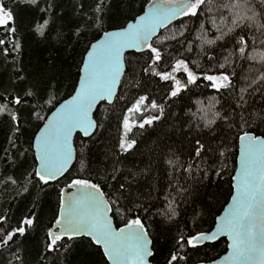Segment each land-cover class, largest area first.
Listing matches in <instances>:
<instances>
[{
	"label": "trees",
	"instance_id": "1",
	"mask_svg": "<svg viewBox=\"0 0 264 264\" xmlns=\"http://www.w3.org/2000/svg\"><path fill=\"white\" fill-rule=\"evenodd\" d=\"M97 2L40 0L37 8L29 0H9V7L13 8L15 16L12 27L16 31L14 35H6L8 29H0V39L8 41L10 53L5 56L0 51V95L11 100L31 90L37 96L55 95L60 102L70 97L79 80L87 41L95 42L102 35L88 20ZM150 2L105 0V30L118 29L125 21H131L130 18L141 14ZM252 4L255 5V11H261L259 0H252ZM203 19L183 18V28L178 20L160 35L168 36L186 30V35L191 33L190 39H194ZM45 20L48 24L43 28L44 35H41L37 29ZM206 28L209 29V39L220 35L210 23L206 24ZM78 30L86 33V39L83 35H76ZM248 35L255 36L256 53H264V44L260 43L264 35L254 28L248 30ZM199 43L196 41L193 51L185 55L195 61H190V67L201 79L197 84L188 85L189 90L175 99L169 95L171 82L142 73L147 55L127 54L126 73L115 102L112 105L105 102L98 107L95 120L102 126L96 129L91 138L76 136V161L59 183L33 187L23 179L17 185L3 182L4 177L22 178L31 171L34 149L25 150L34 139V125L38 123L34 116L29 119L26 105L9 104L8 111L19 116L20 131L15 132L10 116L0 115V215L8 217L5 228H15L18 221L29 213L34 214L36 222L27 229L26 235L15 237L8 247H0V264H102V260L106 259L102 258L101 249L90 245L86 238L75 241L65 239L59 242L64 247L53 251L48 248L46 234L58 211L59 192L66 186L68 176L98 182L105 193L113 196L116 195L114 189L120 184L130 185L125 196L145 209L139 215L152 239L155 253L152 260L156 264H167L172 252L184 257L178 264L208 262L226 252L227 242L224 239L195 248L185 244L180 250H177L176 241L180 235L187 238L212 229L215 219L231 198L232 177L237 167L239 149L235 125L240 123L241 114L264 110V89L253 91L249 88L247 93H243L247 104L244 105L246 111L242 112L241 107H238L242 103L241 89L258 76L259 71H264V64L233 58L235 62L229 63L226 71L232 75L234 87L217 93L206 86L208 82L202 76L208 69L212 70L209 74H217L219 63L224 62V56L232 49L231 40L226 37L214 46L205 45L204 52L195 46ZM14 44H19V49H14ZM224 44L227 47H221ZM3 47L0 45V49ZM176 48L179 51L169 49L164 53L165 63L160 66L161 70H170L168 64L173 62L171 58L184 53V48L178 44ZM208 56H215L217 60L209 61ZM179 78L186 80L182 74ZM141 95L155 100L164 109L163 115L143 129L134 126L125 135V115L130 118L132 125H138L143 118L157 114L150 108L144 109L143 117L140 113L127 112V108ZM210 100L215 108H209ZM198 101H203L202 107L207 114L198 111L201 107ZM36 102L34 98L27 99L28 104L34 105ZM52 111L46 106L42 115L48 117ZM215 112H219L222 118H216ZM211 119H215L216 123L205 127V121ZM39 123L42 127L43 123ZM256 131L264 133V126L256 128ZM131 140L136 141L135 146L124 151L120 147L121 142ZM10 141H14L15 147ZM200 145L204 146V150L200 156H196ZM220 152H226V155L220 156ZM170 160L175 166L169 163ZM24 187L28 191H24ZM120 202L126 201L121 199ZM169 208L176 213L171 219ZM113 219L118 228L124 226V217L117 214Z\"/></svg>",
	"mask_w": 264,
	"mask_h": 264
},
{
	"label": "snow or ice",
	"instance_id": "2",
	"mask_svg": "<svg viewBox=\"0 0 264 264\" xmlns=\"http://www.w3.org/2000/svg\"><path fill=\"white\" fill-rule=\"evenodd\" d=\"M29 2L39 8L40 0H29ZM259 3L260 12L255 11L252 0H151L147 3V11L144 15L137 14L130 18L132 22L125 21L124 25H120L119 30L108 31L104 27L105 0H98L93 15L89 16L88 20L98 33L102 32V36L96 39L95 43L87 41L86 56L82 60L83 75L79 80V88L75 90V95L70 100L61 103L55 95L37 96L31 90L26 91L23 96L18 94L11 100L5 95H0V101H3L0 103V115L10 116L14 122L15 132L20 131L19 116L15 112L8 111L9 104L26 105L29 109V119L34 116L38 121L34 125L36 128L34 139L29 142V148L25 150L27 152L33 147L35 149L31 171L26 172L22 178L4 177L3 182L6 185H17L23 179L33 187L49 186L51 183H59L61 178L65 177L74 157L72 137L78 132L83 137L90 138L96 129L102 126L90 113L93 107L102 101H107L109 104L113 102L125 72L124 54L128 50L147 55L148 60L141 69L142 73L171 82L169 95L175 99L189 90L188 85L197 84L201 79L190 67L191 57L186 56L185 53L193 51L196 41L200 43L195 46L200 52H204L205 45L214 46L218 41L228 37L232 49L227 56H224V62L219 63L217 74H209L212 70L208 69L202 79L208 82L206 86L215 89L217 93L232 89L234 87L232 75L226 71V67L229 63L235 62L233 58L250 61L253 64H264V53L255 51V36L248 35L250 28L264 35V0H259ZM40 10L46 11V9ZM141 10L143 11V8ZM202 17L204 19L200 22L194 39H190L191 33L186 35V30L173 32L168 36H158L161 29H168V25L176 20H179L183 28V18L189 20L195 18L201 21ZM14 23V10L9 7V0H0V29L6 28L8 29L6 35L9 33L14 35L16 31L12 27ZM208 23L215 32L220 33L214 39L208 38L209 29L206 28ZM47 24L48 21L45 20L44 24L38 27L37 30L41 35H44L43 28ZM76 35L78 37L83 35L86 39V33L80 30ZM171 41L175 43H167ZM7 43V40L0 39V45L4 46L0 51H3L5 56L10 54ZM260 43L264 44V40ZM177 44L180 48H184V53L171 58L173 62L168 64L170 70H161L160 66L165 63L164 53L169 49L179 51L176 48ZM19 47V44L13 45L14 49ZM221 47H227V44ZM207 59L215 61L217 57L208 56ZM180 74L186 76V80L182 81L179 78ZM249 88L253 91L264 89V71H259L258 76L241 89L242 103L238 107H241L242 112L246 111L244 105L247 104L243 93H247ZM28 98H34L36 104H28ZM197 103L201 105L198 111H205L207 114L202 107L203 101ZM57 104L59 107L56 106ZM46 106L49 111L55 109L51 117L42 115ZM146 108L156 111L157 114L143 118L138 125H132L130 118L125 115L123 118L125 135L131 132L134 126L143 129L146 125H152L164 112L155 100L145 95L139 96L127 108V112L140 113L143 117ZM209 108H215L212 100L209 101ZM214 115L216 118H222L219 112H215ZM239 120L240 123L235 125L238 129L239 168L232 177L235 181L232 184L235 190L231 196L232 203L223 217L218 216L215 219L214 229L189 235L187 238L180 235L176 241L177 250L182 249L185 244L195 248L202 242H214L221 236H227L230 241L228 248L231 251L223 257L225 264H264V133L256 131V128L264 126V110L248 115L241 114ZM39 122L43 123L42 127ZM215 123V119L206 120L204 126L210 127ZM10 143L15 147L14 141ZM135 143V140L122 141L120 147L128 151L135 146ZM203 150L204 146L200 145L196 150V156H200ZM219 155L225 156L226 152H220ZM169 163L175 166L173 161L170 160ZM129 186L120 184L114 189L116 195L113 196L111 193H105L98 182L68 176L66 186L59 192L58 211L46 234L49 250L64 247L65 245L59 242L65 239L75 241L87 237L90 245L102 249V258H106L102 260V264L108 262L150 264L149 257H154L155 253L150 247L152 240L149 238V232L139 215V212L145 209L125 196ZM69 189L74 191H68ZM24 191H28V188L24 187ZM121 199L126 202L121 203ZM169 213L170 219L176 215L175 210L171 208ZM117 214L125 218L123 227L117 228L113 225V217ZM7 221V216L0 215V247H8L14 242L15 237L26 235L27 229L33 227L36 222L33 213L18 221L15 228L10 226L5 228ZM180 259L184 257L172 252L167 264H178ZM212 264L217 262L213 260Z\"/></svg>",
	"mask_w": 264,
	"mask_h": 264
},
{
	"label": "water",
	"instance_id": "3",
	"mask_svg": "<svg viewBox=\"0 0 264 264\" xmlns=\"http://www.w3.org/2000/svg\"><path fill=\"white\" fill-rule=\"evenodd\" d=\"M147 11V6L145 7V9H144V11L141 13V14H139V15H144L145 14V12ZM178 20H176V21H174L172 24H170V25H168V28L169 27H171L173 24H175L176 22H177ZM129 22H132V20L131 21H129ZM115 30H119V28L118 29H114V30H110V31H115ZM164 30H166V29H161L160 31H159V33H158V36L160 35V33L162 32V31H164ZM102 36V35H101ZM96 42V41H95ZM95 42H93V43H95ZM130 53H136V52H134L133 50H128V51H126L125 52V54H124V65H123V67H124V69H125V72H124V75H122V77H121V82H120V85L118 86V88H117V91H116V96L115 97H113V102L111 103V104H109L107 101H102V102H100L98 105H95L94 107H93V111H92V113H90V115L92 116V118L93 119H95V114H96V111H97V109H98V107L102 104V103H107V104H109V105H112L114 102H115V100H116V97H117V95H118V93H119V89H120V86H121V83H122V80H123V78H124V76H125V73H126V56H127V54H130ZM137 54H140V53H137ZM85 56H86V54H85ZM84 56V57H85ZM82 67H83V65H81V67H80V74H79V80H80V77L83 75V73H82ZM79 80H78V83H77V86H76V89H78L79 88ZM75 89V90H76ZM73 95H75V91L73 92V94L70 96V97H68L67 99H65V100H70L71 98H72V96ZM65 100H63L61 103H63ZM57 107H59V105H57ZM55 110V109H54ZM53 110V111H54ZM52 111V112H53ZM52 112L49 114V116L48 117H51V115H52ZM43 126V125H42ZM96 132V131H95ZM95 134V133H94ZM93 134V135H94ZM77 135H81L82 137H83V135L81 134V133H74V135H73V137H72V146H73V149H74V157H73V160H72V162H71V166H70V168H69V171L71 170V168L73 167V165H74V163H75V161H76V157H77V151H76V147H75V139H76V136ZM92 135V136H93ZM91 136V137H92ZM90 137V138H91ZM83 138H85V139H87L86 137H83ZM33 149H34V147H33ZM34 153H35V149H34ZM239 168V149H238V157H237V167H236V169H238ZM67 174V173H66ZM66 174H65V176H66ZM235 175V174H234ZM62 179V178H61ZM235 183V181H233L232 180V184H234ZM68 191H74V189H69ZM234 192H235V190L233 189V191H232V194H234ZM232 196V195H231ZM232 203V200H231V198H230V200L228 201V203H227V205L224 207V209L222 210V212L218 215L219 217H223L224 216V214H225V211L228 209V207H229V205ZM113 225L115 226V227H117L116 226V224H115V222H114V219H113ZM118 228V227H117ZM215 228V224H214V226H213V228L212 229H214ZM53 230H57V229H55V228H53ZM81 238H86V239H88L87 237H81ZM149 238H150V236H149ZM151 239V238H150ZM226 240V242H227V249H226V252L222 255V256H220L219 258H217V259H215V261L217 262V264H225V261H224V259H223V257H225V256H227L228 254H229V252L231 251V249H229L228 248V243H230V241H228V238H227V236H221L217 241H214V242H207V241H205V242H202L199 246H204V245H206V244H215V243H217V242H219V241H221V240ZM152 240V239H151ZM150 247L153 249V242H152V245H150ZM101 251H102V249H101ZM154 251V250H153ZM152 259H153V257H149V262H150V264H156V263H154L153 261H152ZM213 261V260H212ZM212 261H209V262H203V263H200V264H212ZM108 264H111V262H108Z\"/></svg>",
	"mask_w": 264,
	"mask_h": 264
},
{
	"label": "flooded vegetation",
	"instance_id": "4",
	"mask_svg": "<svg viewBox=\"0 0 264 264\" xmlns=\"http://www.w3.org/2000/svg\"><path fill=\"white\" fill-rule=\"evenodd\" d=\"M153 261V260H152ZM209 262V261H208ZM200 264V263H199Z\"/></svg>",
	"mask_w": 264,
	"mask_h": 264
}]
</instances>
